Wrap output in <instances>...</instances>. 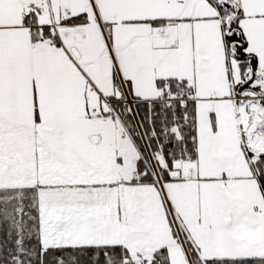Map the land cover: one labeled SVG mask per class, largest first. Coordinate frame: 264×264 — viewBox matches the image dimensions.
<instances>
[{
	"label": "snow or ice",
	"instance_id": "obj_1",
	"mask_svg": "<svg viewBox=\"0 0 264 264\" xmlns=\"http://www.w3.org/2000/svg\"><path fill=\"white\" fill-rule=\"evenodd\" d=\"M0 264H264V0H0Z\"/></svg>",
	"mask_w": 264,
	"mask_h": 264
}]
</instances>
